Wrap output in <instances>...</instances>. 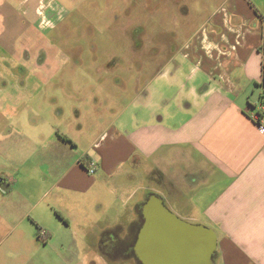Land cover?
I'll return each instance as SVG.
<instances>
[{
	"label": "crops",
	"instance_id": "0c3cea01",
	"mask_svg": "<svg viewBox=\"0 0 264 264\" xmlns=\"http://www.w3.org/2000/svg\"><path fill=\"white\" fill-rule=\"evenodd\" d=\"M30 1L0 0V122L17 112L36 116L35 158L44 169L22 152V187L0 172L5 252L21 251L22 260L43 254L61 204L110 181L123 190L119 172L129 164L150 182L139 189L158 194L162 187L170 210L216 232L214 264H264V134L256 126L264 127V0H223L146 84L160 79L177 88L175 95L153 103L151 91L137 89L130 114L115 111L118 95L100 98L74 84L99 80L16 74L23 64L22 17H41L31 24L37 29L46 16L41 0ZM12 81L18 96L10 93ZM87 158L96 162L94 175L84 168ZM40 230L45 236L38 238Z\"/></svg>",
	"mask_w": 264,
	"mask_h": 264
},
{
	"label": "rangeland",
	"instance_id": "374dc122",
	"mask_svg": "<svg viewBox=\"0 0 264 264\" xmlns=\"http://www.w3.org/2000/svg\"><path fill=\"white\" fill-rule=\"evenodd\" d=\"M37 1L31 0L29 6ZM222 1L41 0L47 9H41L42 14L49 12L43 23L38 15L22 17V73L15 72L22 76L57 73L99 80L88 86L85 84V88L81 83L74 84L80 92L92 96L111 99L118 95L115 111L125 109L124 112L130 114L135 108L129 102L137 89L143 93L151 91L153 103L162 95H175L177 88L166 86L160 79H154L149 89H145L146 84L156 76L165 58L174 53ZM25 7L22 6V11ZM40 19V27L36 25L35 29L31 24L33 21L37 24ZM136 44L141 46L138 57L133 51ZM16 86L15 82L10 83L9 89L18 96ZM105 107L102 103L98 110ZM35 120L33 114L22 117V112H17L10 114L8 121L0 122V172L4 169L13 180H19L18 187H22V158H25L22 152L35 168L38 166L36 169H44L39 161L42 158H35L40 138L33 129ZM95 123L92 121V129ZM119 173L125 177V180H119L125 183L123 190L115 188L110 181L106 188L95 187L85 195H74L73 201L61 204L63 216L59 214L50 220L54 221L53 236L49 240L50 248L43 254L25 260H22L21 251L17 257L10 256L5 252L9 240L3 242V238L0 239V264H136L119 255L109 258L107 253L115 240H126L131 223L136 226L137 205L148 197V192L139 188L150 182L144 177L142 180L140 173L129 164ZM156 191L163 201L164 197L169 201L162 187ZM65 218L70 220L69 226L62 223ZM89 221L96 224H87ZM203 226L210 228L206 224ZM105 231L109 235L100 251L99 241ZM133 233L134 229L128 241Z\"/></svg>",
	"mask_w": 264,
	"mask_h": 264
},
{
	"label": "water",
	"instance_id": "95a60500",
	"mask_svg": "<svg viewBox=\"0 0 264 264\" xmlns=\"http://www.w3.org/2000/svg\"><path fill=\"white\" fill-rule=\"evenodd\" d=\"M140 213L144 223L133 250L143 264H214L213 229L182 220L158 194L148 195Z\"/></svg>",
	"mask_w": 264,
	"mask_h": 264
},
{
	"label": "flooded vegetation",
	"instance_id": "af4514ba",
	"mask_svg": "<svg viewBox=\"0 0 264 264\" xmlns=\"http://www.w3.org/2000/svg\"><path fill=\"white\" fill-rule=\"evenodd\" d=\"M48 12V11H47ZM49 13V12H48ZM48 13H45L46 15ZM53 17V16H52ZM136 47H141L140 45L136 44ZM150 195V194H148ZM141 214V213H140ZM183 220V219H182ZM185 221V220H184ZM136 226H134V231H135V235L133 233V241H128L129 239L126 240H115L113 245L111 246V248L108 250L109 253H107V257L109 258H116V256H120L122 258H124L125 260H127L128 258L131 259L132 261L136 262V264H143L136 256L134 250H133V246L136 242L137 236L143 226V219L141 216V220L139 219V215H138V219L135 222Z\"/></svg>",
	"mask_w": 264,
	"mask_h": 264
},
{
	"label": "built area",
	"instance_id": "2783aa9c",
	"mask_svg": "<svg viewBox=\"0 0 264 264\" xmlns=\"http://www.w3.org/2000/svg\"><path fill=\"white\" fill-rule=\"evenodd\" d=\"M253 118H254V120L258 121L259 114L258 113L254 114ZM256 126H257V129L259 130V132L264 134V127L261 124H259V123H257ZM96 167H97L96 162L93 159L87 158L85 160L84 168H85L86 172L88 173V175H94L95 172H96ZM1 182H2V180L0 179V183ZM39 236L40 237H44L45 236V232L40 230L39 231Z\"/></svg>",
	"mask_w": 264,
	"mask_h": 264
},
{
	"label": "trees",
	"instance_id": "16d2710c",
	"mask_svg": "<svg viewBox=\"0 0 264 264\" xmlns=\"http://www.w3.org/2000/svg\"><path fill=\"white\" fill-rule=\"evenodd\" d=\"M2 190L4 192H8L10 190V187L9 185H5L2 187ZM143 203V202H142ZM142 203H140L139 205H137V208H136V211L138 212V215H139V219L141 220V214H140V207L142 205ZM134 224L131 223V225H129L128 227V231H127V235L125 237H127L126 239H129L131 237V234L133 232V229H134ZM38 230V229H37ZM109 235V232H104L102 235H101V240L99 241V250L102 251V245L103 243L105 242V237ZM134 235H135V231H134ZM37 237L38 238H41L39 236V231H37ZM133 241V236H132V240Z\"/></svg>",
	"mask_w": 264,
	"mask_h": 264
}]
</instances>
